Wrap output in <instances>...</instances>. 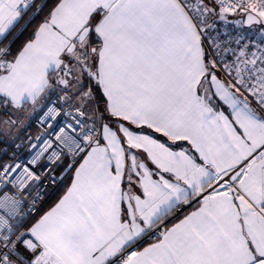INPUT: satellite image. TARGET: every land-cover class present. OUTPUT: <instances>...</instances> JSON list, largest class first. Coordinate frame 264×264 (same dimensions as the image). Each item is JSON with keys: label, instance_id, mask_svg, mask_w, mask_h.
Wrapping results in <instances>:
<instances>
[{"label": "snow or ice", "instance_id": "obj_1", "mask_svg": "<svg viewBox=\"0 0 264 264\" xmlns=\"http://www.w3.org/2000/svg\"><path fill=\"white\" fill-rule=\"evenodd\" d=\"M229 15L264 25V0H0V124L30 110L52 127L58 88L81 101L54 139L28 138L26 162L0 156V191L15 190L0 195V264H264V47L210 37ZM69 175L19 231L25 193Z\"/></svg>", "mask_w": 264, "mask_h": 264}, {"label": "built area", "instance_id": "obj_2", "mask_svg": "<svg viewBox=\"0 0 264 264\" xmlns=\"http://www.w3.org/2000/svg\"><path fill=\"white\" fill-rule=\"evenodd\" d=\"M71 97V101L68 104H61L59 101L56 100V97L58 95H63V92L53 94L52 100L56 101V107L60 110L61 115L58 116L55 120H51L48 123L52 125V127H48L45 124H42L39 120L41 112H37L34 118V126L31 124L24 128L22 134L17 140L12 141L11 143H7L3 148L7 150L6 160L7 161L13 153L18 155L21 158L22 162H26L28 159H30V152H29V143L28 138L31 137L32 141L35 142V138L37 136H42L44 139H54V135H52L55 131H58L60 127H65L67 124L72 123L75 124V120L73 117L77 116L75 112V107L73 104V97L70 93H68ZM69 113L68 115H65L64 113ZM82 119L83 122H85L88 126H91L94 121L98 122V118H88V117H79ZM15 144H21L20 149H16L14 147ZM63 170V169H62ZM62 170L58 171L56 169V173L59 176V174L62 172ZM68 177V176H67ZM66 177V178H67ZM65 178V179H66ZM65 181V180H64ZM63 181V182H64ZM61 186V184L53 185L51 184L47 178L43 179L42 186H37L33 190H31L29 193H25L24 200L25 203L23 204V211L27 215H25L23 224L21 225L19 231H24L26 228L31 227L32 223L34 222V219L46 203V201L51 197L56 190ZM3 192H8L9 195L15 194V190L9 188H4L2 191H0V195L3 194ZM39 194L40 198L36 200L35 207L32 208V201L33 199ZM195 204H193L191 207L185 206L182 208V210L177 211L174 213L175 219H171L169 221V225L173 223L175 220H177L180 216L185 214L188 210H190ZM19 219V217H18ZM21 251L23 252V247L21 246ZM27 255V253H25Z\"/></svg>", "mask_w": 264, "mask_h": 264}, {"label": "rangeland", "instance_id": "obj_3", "mask_svg": "<svg viewBox=\"0 0 264 264\" xmlns=\"http://www.w3.org/2000/svg\"><path fill=\"white\" fill-rule=\"evenodd\" d=\"M208 23L213 25L212 28L207 29L208 35L217 38L222 45L227 41H231V46L235 48L237 47L236 39L242 38L241 44H249V46L253 47V50L254 45L251 44V41L264 47V25H254L252 26L253 28L245 27L243 19L239 15H229L226 21L213 17L209 19ZM248 32L250 34L246 35ZM69 90H72L68 91L72 96L75 93L78 95V85L72 86Z\"/></svg>", "mask_w": 264, "mask_h": 264}, {"label": "crops", "instance_id": "obj_4", "mask_svg": "<svg viewBox=\"0 0 264 264\" xmlns=\"http://www.w3.org/2000/svg\"><path fill=\"white\" fill-rule=\"evenodd\" d=\"M248 28H253L252 26L251 27H248ZM250 34V32H248L246 35H249ZM251 38V37H250ZM251 44L252 45H256V42L254 43V41H251ZM250 48H253L252 46H250ZM85 81H86V78L84 79V81H83V83H84V85H85ZM89 86H91L90 85V82H89ZM92 87V86H91ZM87 89H88V87L87 88H85L84 87V91H87ZM79 90H80V85H78V90H77V94H78V92H79ZM93 91H94V89H92ZM68 91H72V90H68ZM61 91H60V89L58 88L57 90H56V93H60ZM74 92V91H73ZM56 93H54V94H56ZM69 93V92H68ZM71 94V93H70ZM74 96H72L73 97V104H74V107H75V109L77 108V107H81V101L80 100H78L77 99V95H76V93L75 94H73ZM98 100V99H97ZM99 101V100H98ZM96 107V105L95 104H88V105H84L83 106V111L85 112V115H84V117H89V118H98V114L97 115H94V112H93V109ZM103 109H104V101H99V110L102 112L103 111ZM37 113V112H36ZM36 113L35 114H31L30 113V110H26V118H25V120H24V124L23 125H20V126H17L16 128H9V126H6V125H3V124H0V135H3L5 138H7L8 140H7V142L6 143H11L12 141H14V140H17L19 137H20V135L22 134V132H23V129L25 128V127H27L28 125H31L33 122H34V118H35V115H36ZM8 117L7 116H5L4 115V113H3V110L2 109H0V120H3V119H7ZM106 122V121H105ZM63 167V165H61V167L60 168H58L57 170L58 171H60L61 170V168ZM67 181H68V185L71 183V176L69 175L68 176V178H67ZM65 191V190H64ZM64 193V192H63ZM63 193H62V195H63ZM61 195V196H62ZM60 196V197H61ZM59 197V198H60ZM58 200L59 199H57L51 206H49L47 209H45L44 210V212L40 215V216H38L36 219H35V221L32 223V224H34L37 220H39L40 219V217L41 216H43L47 211H49L57 202H58ZM197 205L195 204L190 210H188L185 214H183L182 216H180L177 220H175L173 223H175V222H178V220L179 219H182L183 218V216L184 215H187L189 212H191V211H193L194 209H195V207H196ZM172 224V223H171ZM171 224L169 225V226H171Z\"/></svg>", "mask_w": 264, "mask_h": 264}, {"label": "trees", "instance_id": "obj_5", "mask_svg": "<svg viewBox=\"0 0 264 264\" xmlns=\"http://www.w3.org/2000/svg\"><path fill=\"white\" fill-rule=\"evenodd\" d=\"M31 15H32V13L30 12V13H28V15H25L24 16V18L20 21V24L17 26V32H20V30L25 27V23H26V21H28L29 16H31ZM42 15L40 17H37L30 25H28L27 31H24L23 34L19 36V39L16 41V43L13 45L14 49H17V48L21 47L23 45V43L31 36L32 31L34 30V28L36 27V25L42 19ZM15 35H16V33H13V36H15ZM11 38L12 37H9V39H11ZM89 82H90V85L92 87L89 86ZM87 87H91L92 89H94L93 92L96 94L97 99L99 101H103V98H102L99 90L97 89L94 81H90V80H87L86 79V81H85V88H87ZM32 125L34 126L33 123H32ZM7 140L8 139L5 138L3 135H0V141H3V143H0V150L4 149L3 147L7 144L6 143ZM0 156L3 157V160L4 161L6 160V155H4L3 151H0ZM62 169H63V167L61 168V170ZM67 178L61 184V186L56 190V192L51 197H49V199L46 201V203L44 204V206L42 207V209L40 210V212L38 213V215L36 216V218L38 216H40L44 212V210L47 209L49 206H51L57 199H59V197L62 195V193L66 189V186L68 185ZM35 219H34V221H35Z\"/></svg>", "mask_w": 264, "mask_h": 264}, {"label": "water", "instance_id": "obj_6", "mask_svg": "<svg viewBox=\"0 0 264 264\" xmlns=\"http://www.w3.org/2000/svg\"><path fill=\"white\" fill-rule=\"evenodd\" d=\"M244 25H245L246 27H251V26H254V25H260V24L248 25L246 22H244Z\"/></svg>", "mask_w": 264, "mask_h": 264}]
</instances>
